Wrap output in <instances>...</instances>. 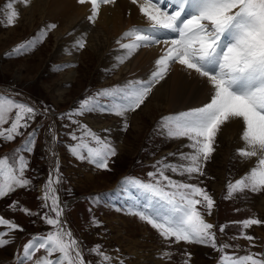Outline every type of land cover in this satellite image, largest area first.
Wrapping results in <instances>:
<instances>
[{
    "label": "snow or ice",
    "instance_id": "obj_1",
    "mask_svg": "<svg viewBox=\"0 0 264 264\" xmlns=\"http://www.w3.org/2000/svg\"><path fill=\"white\" fill-rule=\"evenodd\" d=\"M131 2L138 4L147 24L130 28L117 40L124 50V55L118 58L119 63H124L139 49L154 45H163L161 54L148 79L101 89L79 100L75 108L59 114V119L69 122L64 125L73 142L67 145L68 151L79 161H86L100 170H110L109 161L117 155L115 145L77 117L93 112L114 114L123 119V127L127 130V114L144 104L152 88L165 79L172 64H179L189 74L194 72L209 86L208 101L200 107L162 116L157 125L160 134L167 139H186L188 143L183 147L189 151L169 153V156L177 157L178 162H169L167 157L157 161L153 165L155 170L148 173V180L126 177L121 190L136 189L139 196L132 198L126 209L118 208L117 211L126 210L149 224L168 248L180 242L198 244L219 252L218 264H264V252L245 249L246 254L238 255L239 245L233 249L231 244L217 243L216 225L206 219L212 214L216 201L197 179L206 176L205 165L216 151L221 127L239 121L243 147L236 149V155L242 160L256 158V161L240 178L227 181L225 199L246 191L264 192V0ZM30 3L31 0H6L2 12L4 26H14L18 20L17 4L28 6ZM78 3L91 5V15L87 19L95 23L101 5L114 4L115 0H78ZM56 27L54 23L48 25L40 31L39 38L33 37L17 45L6 55H21L34 49L43 42L48 31ZM124 40L128 42L123 43ZM85 44L83 36L75 41V47L79 49ZM60 67L63 66H58L57 70ZM49 111L0 93V140L13 142L17 137L23 138L18 147L0 156V198L32 186V179L26 173L30 170V156L35 150L39 129L27 130L37 115L47 116ZM47 135L51 138L47 144L48 154L54 163L42 186L43 212H33L18 201H12L9 208L29 216H41L49 230L33 234L14 254L15 262L94 264L86 259L80 239L66 226V203L60 194L64 178L59 171L55 146L59 134L54 123L49 125ZM168 173L187 177V180L174 179ZM194 179L197 182H188ZM89 200L97 205L103 197L93 194ZM100 223L92 217L93 225ZM232 223L240 227L239 236L233 239H246L254 247L255 237L246 230L264 225V220L249 217ZM225 227L227 225L220 226L221 233ZM23 230L14 219L0 215V248L13 243L11 233ZM87 251L97 258L95 264H125L124 258L113 256L101 244H95ZM172 255L168 249L159 253L161 259L170 260ZM184 255V264H188L191 253L185 251Z\"/></svg>",
    "mask_w": 264,
    "mask_h": 264
},
{
    "label": "rangeland",
    "instance_id": "obj_2",
    "mask_svg": "<svg viewBox=\"0 0 264 264\" xmlns=\"http://www.w3.org/2000/svg\"><path fill=\"white\" fill-rule=\"evenodd\" d=\"M5 3L6 0H0V93H8L7 95L21 102L50 111L47 116L37 115L27 130L30 132L32 129H39L35 150L30 156V170L26 173L32 179V186L0 198V215L14 219L24 229L11 233L13 243L0 248V264H16L14 254L17 250L33 234L49 230L41 216H29L23 211L11 210L9 205L12 201H18L21 206L33 212H43L42 186L54 163L47 148L51 139L47 130L52 123L59 134V141L55 142V146L59 171L64 178L60 194L66 203V226L82 242L86 259L95 264L97 258L87 250L95 244H101L113 256L124 258L125 264H184L185 251L191 253L188 264H218L221 254L211 247L180 242L168 248L149 224L128 214L126 210L117 211L118 208L126 209L130 200L139 196L136 189L121 190V183L126 177L148 180V173L155 170L153 165L157 161L167 157L169 162H178L177 157L169 156V153L189 151L183 147L188 143L186 139H167L157 129L162 116L206 103L199 92V96L190 92L170 94L172 90L171 87H166L165 79L176 70L177 64H172L165 79L155 85L164 88L167 95L163 93L157 97L151 91L139 109L127 114V130L123 127V119L114 114L93 112L77 117L101 137L110 139L117 149V155L109 161L110 170L97 169L70 154L67 145L73 142L67 134L69 129L64 127L69 122L59 119V114L75 108L79 100L101 89L148 79L162 47L160 49V45H154L155 47L141 48L124 63H119L118 58L124 55V50L119 47L117 40L134 25L129 29L125 26L127 30L118 31L117 35L115 31L108 32L109 26L103 20V7L100 8L95 23L87 19L91 13L83 9L81 18L77 17L71 24L66 16H63L65 19L56 16L59 18L54 20L58 9L49 5L46 0H31L28 6L16 5L20 15L14 26H4L2 12ZM89 11L91 12V7ZM129 18L126 14L125 20ZM53 23L57 27L48 31L43 42L38 43L34 49L21 55H6L17 45L33 37L39 38L40 31ZM81 36L86 40L83 49L75 47V41ZM150 53L151 57H148ZM58 66L63 67L57 70ZM183 74L187 76L188 71L183 69ZM195 75L194 78L188 75V79L195 80ZM74 128L75 126L73 130ZM105 129L108 131L105 132ZM240 131L242 127L237 132L233 131L236 133L235 137V133L231 136L221 129L217 135L216 151L205 165L206 176L197 179L202 181L201 186L206 187L216 201L212 214L206 216V219L216 225L217 243L231 244L233 249L239 245L237 254L244 255L245 249L264 252V225L246 230L247 234L255 237V246L252 247L246 239H233L239 236L240 227L232 222L249 217L264 220V192L246 191L225 199L227 181L240 178L256 161V158L242 160L236 155V149L242 147ZM22 139L17 137L13 142L0 140V156L18 147ZM168 174L177 180H187V177ZM188 182L195 183L197 180ZM93 194H100L103 201L93 205L89 200ZM93 216L101 222L99 226L92 224ZM222 225H227L223 233L219 230ZM165 249L173 253L170 260L159 257V253Z\"/></svg>",
    "mask_w": 264,
    "mask_h": 264
},
{
    "label": "bare ground",
    "instance_id": "obj_3",
    "mask_svg": "<svg viewBox=\"0 0 264 264\" xmlns=\"http://www.w3.org/2000/svg\"><path fill=\"white\" fill-rule=\"evenodd\" d=\"M46 1L49 5H54V7L58 9V10H56V15L54 16V20L59 18V17H63V16L65 17L66 16L69 19L70 23L72 24L75 22L77 17L81 18L83 9H85L89 13H91L89 11L91 5L90 4L81 5L80 3H78V0H46ZM140 2H143V0H140ZM102 7L105 9V11H104L105 16H104L103 20H105L107 22L106 23L107 26H109L108 32L115 31V35L118 34V31L121 32L122 30L129 29L130 26L132 27L133 25L138 26L140 24L141 25L147 24L146 17H144L141 14L138 4H133L131 2V0H117L114 4L101 5V9H103ZM126 14L130 17L127 21L125 20ZM56 16H59V17H56ZM70 17H72V19ZM125 26L127 29L125 28ZM153 47H155V46H153ZM161 47H163V45H160V49H161ZM150 55H151V53L148 54V57H151ZM193 73L189 74V72H188L187 76H185L183 74V68L179 64H177L176 70L174 72H172L170 75H167V77L165 79L166 87H171L172 91L170 92V94L173 92V93H175V94L172 93L173 95L190 92L192 95L199 96V94H198V92H199L201 94L202 100L207 102L209 94H210L209 86L207 85L205 80H203L198 75H195ZM188 75H190L192 78H194V75H195L196 76L195 80L194 79L189 80ZM164 90L165 89L160 87V86H154L152 88L153 94L157 97L162 96L163 93L166 94L164 92ZM239 127H242V125L239 121H232V122H228L225 125H223L221 127V129L224 132H226L227 134H230L232 136L235 132H237V129ZM233 131H235V132L233 133ZM234 135L236 137V133ZM240 144L243 147V142H240ZM81 174L83 175V172H81Z\"/></svg>",
    "mask_w": 264,
    "mask_h": 264
}]
</instances>
